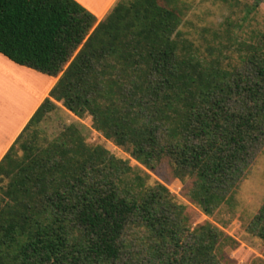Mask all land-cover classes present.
<instances>
[{
    "label": "trees",
    "instance_id": "obj_1",
    "mask_svg": "<svg viewBox=\"0 0 264 264\" xmlns=\"http://www.w3.org/2000/svg\"><path fill=\"white\" fill-rule=\"evenodd\" d=\"M183 16L178 0H120L102 22L75 0H0V54L60 76L50 97L146 169L168 159L176 178L195 179L189 196L212 217L235 207L264 144V34L249 42L229 17L203 50ZM56 109L45 100L0 163V264H222L230 238L190 227L166 186L77 126L40 144ZM248 232L264 242V204Z\"/></svg>",
    "mask_w": 264,
    "mask_h": 264
},
{
    "label": "rangeland",
    "instance_id": "obj_2",
    "mask_svg": "<svg viewBox=\"0 0 264 264\" xmlns=\"http://www.w3.org/2000/svg\"><path fill=\"white\" fill-rule=\"evenodd\" d=\"M178 1L184 15L182 31L185 37L203 50L207 47V40H213V33L224 34L225 23L229 17L244 26L242 30L235 28L234 31L249 42L253 41L256 34H264V3L244 22L246 8L253 5L254 0H228L227 3L223 0ZM227 57L226 66H235L238 54L228 51ZM56 106L57 109L48 114L37 127L36 136L40 144L57 139L71 125L77 126L90 145L103 146L117 158L128 161L133 168L149 175L151 183L159 182L166 186L177 203L185 207L190 227L196 228L210 223L230 238L219 254L222 264H253L255 261H264V242L248 232L251 220L264 204V144L253 154L249 170L236 190L235 207L225 206L210 217L189 196L195 179L181 181L176 178L168 159L158 163L153 170L146 169L133 159L128 150L118 147L94 130L92 117L80 119L67 110L63 103ZM19 154L22 155V152ZM2 196L0 191V200ZM145 236L144 230H137L131 234V239L141 243Z\"/></svg>",
    "mask_w": 264,
    "mask_h": 264
},
{
    "label": "crops",
    "instance_id": "obj_3",
    "mask_svg": "<svg viewBox=\"0 0 264 264\" xmlns=\"http://www.w3.org/2000/svg\"><path fill=\"white\" fill-rule=\"evenodd\" d=\"M75 1L102 22L120 0ZM59 79L17 65L0 54V163L45 100L60 104L50 97Z\"/></svg>",
    "mask_w": 264,
    "mask_h": 264
}]
</instances>
